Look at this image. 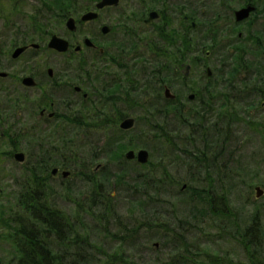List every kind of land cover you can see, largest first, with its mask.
Here are the masks:
<instances>
[{"label":"trees","instance_id":"16d2710c","mask_svg":"<svg viewBox=\"0 0 264 264\" xmlns=\"http://www.w3.org/2000/svg\"><path fill=\"white\" fill-rule=\"evenodd\" d=\"M144 47L147 48V55L142 53L140 67L136 71L128 72L121 97H111L109 78L108 94L105 93L104 102L100 103L102 107L93 104L89 108L93 116H105L103 121H106L108 128L103 126V131H109L95 136V139L90 137L91 141L86 139L89 135L86 137L85 132V140H78L77 155L81 154L82 148L85 151L86 148L89 149L92 154L89 161L83 157L79 160V156L74 160V169L76 167L78 176L87 181L88 192H80L79 198H74L76 210L67 213L49 199L51 189L48 181L41 178L40 168H30L27 174L30 178L29 185L24 184L25 189H21L18 194L13 214L9 215L8 226L16 249V259L3 262L0 260V264H103V259L97 258L94 253L96 244L90 234V222L92 225H101L106 231H111L109 227L113 224L116 229L113 232L115 237L129 248L149 247L153 238L150 231L163 229L167 239L164 243H169L176 250V255L184 260V264H264V209L256 205L247 219H241L239 212L230 205L227 190L219 192L214 186L212 176L213 173L219 175V171L222 172L220 167L227 168L224 162L219 161L217 164L216 159L224 160L223 149L230 145L233 125L248 120L242 115L240 107L264 104V34L247 32L242 38L237 37L234 40L220 38L217 34L210 39L203 36L200 30H193L189 22L183 23L181 27L173 23L168 28L164 27L160 37L148 40L142 49ZM254 50H257L256 53L261 59L248 58V51L252 53ZM202 54L205 57L219 54L220 59L213 66L211 75L205 69L206 81L193 86L198 99L197 109L194 106L191 109L193 111L189 110L191 112L186 120L180 115L182 110L178 98H166L164 88L171 86L172 80L168 76L175 80L192 81L194 66L200 64ZM186 64L191 65L189 75L184 74ZM147 97L150 99L144 101ZM136 107L144 112L133 115ZM178 108L179 111L176 112ZM170 113H173L174 119L182 127L196 137L194 140L187 142L181 138L178 141V131L175 135L178 138L172 143L168 136L169 129H166V120ZM128 115L137 119L141 117L148 129L155 133L154 138H158L162 145L163 158L171 154L180 157L179 152L189 158L187 163L190 166L195 163L204 171L203 177L198 175L192 178L193 183L188 186L190 193L183 197V202L190 207L187 214H178L174 208L168 222L158 221L155 216L159 212L158 206L163 207L169 201L168 196L170 198L176 188L178 192L182 188L179 186L181 178L170 172L167 162L149 165V174L138 172L132 176L125 168L113 176L110 172L103 173V179L96 174L84 175V168H90L88 162L94 161L103 153L124 160L125 146L121 142L117 144V139L126 130L121 129L118 124ZM212 116L216 122L210 123ZM77 124L79 128L84 126L87 130L90 125L98 126L96 122L83 120H78ZM219 144L221 150L217 152L215 148ZM148 163L140 165L146 166ZM116 185L124 186L126 194L136 197L141 209L148 204L151 208L149 210H152L151 220H147L150 217L142 221L132 216L124 217L118 209L117 197L111 194V189ZM71 191L70 189V193ZM118 193L120 192H117V196ZM81 195H85L82 197L83 202L79 200ZM197 212L204 213V222L210 228L231 232L241 244L245 259L233 260L226 255L219 256L207 251L197 252L195 255L198 258L193 259L191 256L194 253L190 248L193 243L191 244L188 237L193 226L188 225H191L192 215L198 216ZM112 256L105 254V264H116L117 261L140 264L132 259L129 252L121 255L114 253Z\"/></svg>","mask_w":264,"mask_h":264},{"label":"flooded vegetation","instance_id":"af4514ba","mask_svg":"<svg viewBox=\"0 0 264 264\" xmlns=\"http://www.w3.org/2000/svg\"><path fill=\"white\" fill-rule=\"evenodd\" d=\"M99 1L0 0L1 169L7 171L10 163H17L23 168H40L43 180L68 178L72 173L70 164L76 158L73 153L69 158L61 157L56 165L46 164L45 153L40 151L42 147L32 150L21 146L22 137L25 139L36 132H54L61 125L66 130L61 133L72 132L76 124L71 115L77 112L78 104L103 103L110 80L111 97H121L128 72L136 71L141 65V54L147 53V48L142 47L148 40L160 37L164 27L173 23L181 27L186 22L192 26L195 22L196 27L192 28L197 30L196 19H199L203 36L213 39L218 34L220 38L233 39L231 35L235 34V39L242 38L243 29L238 28L243 24L245 28L251 25L250 18L264 2L118 0L98 8ZM249 5L254 9L248 17L238 20L236 10ZM90 10L98 15L81 21V16ZM151 12H156L157 16L149 21ZM69 17L76 21L74 30L66 25ZM60 26L68 36L56 31ZM54 34L68 39L66 51L48 46ZM87 37L94 45L85 43ZM47 52L60 57V63H47ZM96 80L100 82L99 87ZM84 84L90 86L86 88ZM59 104L65 112L56 109ZM12 136H16V140ZM19 152L23 153L22 161L16 158ZM54 167L58 168L55 173L52 172ZM63 170L69 174L64 176ZM24 182L29 185V176ZM6 194H9V171L0 174V198L4 199Z\"/></svg>","mask_w":264,"mask_h":264},{"label":"rangeland","instance_id":"374dc122","mask_svg":"<svg viewBox=\"0 0 264 264\" xmlns=\"http://www.w3.org/2000/svg\"><path fill=\"white\" fill-rule=\"evenodd\" d=\"M196 21L198 22L197 31H201L199 19H196ZM250 23L252 26L249 25L247 28H245V24H243V27H239L238 30L243 29L244 35H246L247 32L264 34V2H262L261 5L258 6L257 11L254 12V15L252 18H250ZM56 31L64 36H68L61 26L57 27ZM234 35H231L233 40L235 39ZM201 38L203 39V37ZM254 51L252 53L248 51V58L251 60L261 59L258 53H256L257 50ZM218 58L220 59L219 54L208 55L206 57L204 54H202L200 64L194 66L191 76L192 81L181 79L175 80L174 77L168 76V78L172 80L170 89L177 96L175 98H178V102L181 103L180 107L182 111L180 112V115L186 120H188L190 112L193 111L191 109H193V107L196 106L198 102L196 97L190 99L188 95L190 93H194L193 86L203 84L204 81H206V67H210L212 70L213 66L217 64L219 60ZM60 59L61 58L55 54L49 52L46 54L47 63L52 65L60 63ZM143 80H145V78L141 81ZM164 83L166 84V82ZM95 84L97 87L100 86V82L98 80L95 81ZM84 85L86 88L90 86V84ZM131 97H133V94ZM149 99L150 97H147L143 100L146 101ZM257 101H259L258 98ZM96 104H98V107H102L101 104ZM90 107L91 104L87 103V101H85L84 104H78L77 112L72 113L71 115L72 119L74 118V123L76 124V128L72 132L68 131L67 134L61 133L66 131L63 129L64 126L61 125L60 128L54 132H36L37 134L34 133L33 135H28L25 139L22 137L21 146L28 147V149L32 150H35L37 147H42L40 151L45 153L44 163L46 164L56 165L61 162V157L66 155L69 158L71 153L76 156V159L77 156H79V160H81V157H83L86 161H89L92 156L89 149L86 148L85 151V149L82 148L81 154L77 155L78 140H85V138L89 135L86 139L91 141L90 137L95 139V136H101L103 132L106 131L107 133L109 131V129L103 131V126L104 128H108L106 125L107 123H105L106 121H103L105 120V116H93V112L89 111ZM121 107H123V105H121ZM194 108L196 110L197 106ZM56 109L60 110V112H65L66 110L62 104H59ZM135 109L136 111H134L135 114L133 115L142 114L144 112L143 110H138L137 107ZM189 110L191 111L189 112ZM240 110L242 115L248 120L245 122L235 123L233 125L234 132L232 133V139L229 142L230 145H227V147L223 149L222 156L224 160H220V158L216 159L217 164H219V161L220 163L224 162L227 168L220 167L222 172L219 171V175L213 173L212 176L214 178L213 181L216 189L219 192H222L224 189H226L228 192L227 195L229 196L230 205H232L234 209L239 212L241 219H247L256 205H260L262 210L264 209V127L262 126L264 125V104H256L255 106L251 107H246L243 105L240 107ZM178 111L179 108L176 110V112ZM172 114L173 113H170L168 116L169 119L166 120V129H169L168 136L171 138L172 143L176 140V138H178L175 136L178 131L180 135L178 141L181 138H184L183 140H186L187 142L194 140L196 137L192 133H189L188 129L182 127V125L177 122V119H174ZM210 119V123L216 122L213 116ZM78 120L92 121V123L96 122L98 123V126L93 127V125H90L88 130L84 129V126L79 128L77 124ZM191 124L194 125V123ZM170 129L173 130L171 131ZM194 129L195 127H193V130ZM123 130H126V133L122 134V137H118L117 144L120 142L124 144V151H126L128 148H133L135 150L139 148L148 149L150 152L149 161H151V163H148V161V165L143 166L140 165L142 163H139L136 159H126L124 154L123 157L124 160H126L125 162L123 158L120 160V158L116 159L115 156L112 158V154L106 155L103 153L94 161L88 162L90 164V168H84V175L89 176L90 174H96L103 179V173L108 174L110 172L111 176H113L120 173L121 170L125 168H127L125 171H127L132 176L136 175L138 172L149 174V165L156 164L158 162H167L170 172L176 177L181 178L179 186H182V188L180 192H178V189L176 188L173 192V195H171L170 198L168 196L167 200L169 201L167 204H165L163 207L158 206L159 212L155 216L158 221L168 222V219L171 218L170 215L174 208L178 214H187L190 207L187 203L183 202V197L188 196L190 193L188 186L193 183L192 178L198 175L203 177L204 171L195 165V163L190 166L187 163L189 158L187 159L185 154L179 152L178 155L180 157H176L175 154H171L169 157L163 158L161 151L162 145H160L158 142L159 139L154 138L155 133L148 129L145 121L142 120L141 117L140 119L136 118L135 124L131 129ZM73 132L75 133L73 134ZM85 132L87 133L86 137ZM12 137L16 140V136ZM60 138L65 141L63 142ZM190 148L191 147L189 146V149ZM219 150H221L220 144L215 148V151L219 152ZM69 169L72 173L68 178H50L47 180L48 186H50L51 189L50 190L48 187V189L51 191L49 199L54 201L57 206L62 208L67 213L74 212L76 210L74 198H79L80 192V194H83L89 190L87 181H85L82 177H79L76 173L77 168L75 167L74 169V161L70 164ZM8 171L9 194H6L4 199L0 198L3 199V201H0L2 204V208L0 210V260L2 262L8 260L15 261L16 259V256L14 255L16 249L13 246V239L10 235L8 226L9 215L13 214V210L16 206V201L19 196L18 194L21 192V189H25L24 180L28 177L27 174L29 173V168H23L22 165L20 166L17 163H10L9 170L7 169V171L0 168V174L8 173ZM39 173H41V171ZM107 182L108 181H104V183ZM123 187L124 186L121 187L120 185H116L111 189V194L117 197V200L119 201L118 209L121 214L124 217L132 216L133 218H137L141 221L146 220L147 217H150L147 220H151L150 215L152 210H149L151 209L150 206L147 204L146 207L143 206L141 209L138 206V202L136 201L137 198L126 194L127 191L124 190L125 188ZM256 187H260V189H262L260 196H256ZM70 189L72 190L71 193ZM119 189H121V191ZM117 192H120L118 193V196ZM68 193L69 196H67ZM84 196L85 195H81V199H79L80 202L84 201V199H82ZM197 214L198 216L192 215L190 217L192 222L190 223L191 225H188L189 227L193 226V230L188 232L189 240L191 244L193 243V246L190 247L191 252L194 253V255L191 256L193 259L198 258V256L195 255L197 252L204 253L206 251L219 256L226 255L233 260L245 259L241 244L236 238H234L231 232L228 233L224 230L217 231L213 227L210 228L204 222V213L197 212ZM262 217H264L263 211ZM89 225V229L92 231L90 233L91 237L96 244V248H94L95 256L99 259L102 258L103 264L107 262L106 258L104 257L105 254L112 256L114 253L121 255L126 252H129V255L132 256V259L134 258V260L140 264H184V260L179 259V255H176V250H173L169 243H164L167 242V239L163 229H160L157 232L150 231L151 238H153L149 243V247L129 248L127 244L117 240L113 233L116 230L113 224H111L109 227L111 231L104 230L101 225H92V222H90ZM180 250L181 252L183 251V249ZM185 254L190 256L189 253ZM117 263L131 264L130 261H117Z\"/></svg>","mask_w":264,"mask_h":264},{"label":"water","instance_id":"95a60500","mask_svg":"<svg viewBox=\"0 0 264 264\" xmlns=\"http://www.w3.org/2000/svg\"><path fill=\"white\" fill-rule=\"evenodd\" d=\"M118 0H100L97 3V7L101 8L104 5L107 4H113V3H117ZM254 9V6L249 5L246 7H242L236 10L235 14H236V18L238 20L244 19L246 17H248L249 13L251 10ZM97 12L90 10L85 12L82 16H81V21L84 20H88V19H92L95 18L97 16ZM157 16L156 12H151L150 14V18L149 21L153 18ZM66 25L69 29L74 30L76 27V21L73 17H69ZM192 26L196 27V23L192 22ZM85 43L88 45H94V43L92 42V40L90 38H85ZM48 46L51 48H54L58 51H66L69 48V41L68 39H66L65 37H62L60 35L54 34L52 35V37L50 38L49 42H48ZM80 47V46H77ZM207 54H209V51H207ZM190 68L191 65L190 64H186L185 66V70H184V74L185 75H189L190 73ZM206 72L208 75L211 74V68L210 67H206ZM164 95L166 98H174L175 94L171 91L170 87L166 86L164 89ZM188 97L190 99H193L195 97L194 93H190L188 95ZM135 124V117L134 116H127L125 118H123L120 122V127L122 129H130L134 126ZM124 156L126 159H136L139 163H147L149 161L150 158V152L148 149L146 148H139L137 150L133 149V148H129L125 151ZM16 158L20 161L23 160V153L19 152L16 154ZM58 170V168L54 167L52 172L55 173ZM69 174V171L67 170H63V175L67 176ZM257 189V193L256 196H260L262 193V189H260V187H256ZM157 244V243H156Z\"/></svg>","mask_w":264,"mask_h":264}]
</instances>
